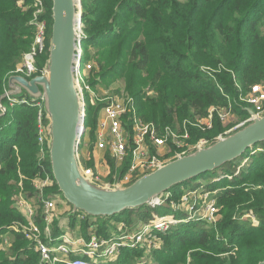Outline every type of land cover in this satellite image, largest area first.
Wrapping results in <instances>:
<instances>
[{
	"label": "trees",
	"instance_id": "1",
	"mask_svg": "<svg viewBox=\"0 0 264 264\" xmlns=\"http://www.w3.org/2000/svg\"><path fill=\"white\" fill-rule=\"evenodd\" d=\"M46 5V51L38 57L39 71L34 77L43 74L49 58L52 1L46 0ZM82 5L85 43L100 50L99 64L91 74L98 71H102L104 77L113 73L127 74V89L138 100L139 96L144 97L138 86L146 80L141 82L137 73L157 68L151 81L157 97H150L141 107V111L146 107L149 113H143L145 119L150 120L160 112L163 122L158 125L165 127L169 126L168 117L176 114L180 107H184L181 111L192 118L197 115L205 117L211 108L228 107L230 101L236 112L249 116L239 107L242 102L240 89L247 91L251 85L264 80V0H82ZM33 17V0H0V97L5 93L7 80L14 74L24 49L31 48L34 43ZM30 38L32 42L27 41ZM102 40L108 41L101 45ZM4 103L8 112L0 117V237L12 231L10 228L14 225L27 224L16 206L17 190H21L19 183L23 177L24 190L39 195L34 190V180L40 173L38 108L12 105L8 100ZM98 116L99 112L95 122ZM218 120L216 117V136L223 131ZM85 123L87 125V117ZM46 124H49L47 117ZM191 135L190 141L195 143L202 132L191 129ZM45 165L52 176L49 156ZM127 166L126 163L121 174ZM262 176L264 153L254 160L249 173L235 186L246 182L263 184ZM202 177L171 192L178 198L182 188ZM253 195L252 206L259 214V229L251 228L247 220L234 219L237 206H242L243 212L251 208L247 204ZM60 196L56 183L46 191L47 199ZM40 206L42 213L36 216V222L45 226L44 204ZM148 208L128 210L112 218H89L85 222L78 216H70L63 227L65 230L81 226L88 229L91 221L99 225L114 220L128 221L133 212L140 213ZM219 208L223 217L217 220L216 226L209 223L195 227L184 225L170 232L177 239L156 255V264H258L263 261L262 193L230 190L222 196ZM78 229L76 233L80 235ZM60 230L56 224L55 237L60 235ZM93 231L97 232L96 227ZM15 239L17 244L9 247L12 256L0 248V264H41L40 254L24 234L16 233ZM224 240L229 243L225 244ZM238 241L242 244L236 250L234 246ZM190 244L196 245L197 249L187 256L182 249ZM137 253L122 251L121 258L129 259Z\"/></svg>",
	"mask_w": 264,
	"mask_h": 264
},
{
	"label": "water",
	"instance_id": "2",
	"mask_svg": "<svg viewBox=\"0 0 264 264\" xmlns=\"http://www.w3.org/2000/svg\"><path fill=\"white\" fill-rule=\"evenodd\" d=\"M51 1L52 35L43 74L32 79L11 75L6 91L0 97V117L8 112L6 100L28 98L43 104L49 123L51 172L59 193L71 206L70 216L85 215L97 220L152 207L174 188L215 173L264 143V115H257L252 108L240 105L250 120L210 145L181 155L128 186H123L120 181L115 186L94 182L84 173L78 155L86 131L85 108L75 75L80 36L78 13L82 0ZM258 264H264V260Z\"/></svg>",
	"mask_w": 264,
	"mask_h": 264
},
{
	"label": "built area",
	"instance_id": "3",
	"mask_svg": "<svg viewBox=\"0 0 264 264\" xmlns=\"http://www.w3.org/2000/svg\"><path fill=\"white\" fill-rule=\"evenodd\" d=\"M33 9L34 17L31 23L36 28L34 43L30 50L24 55L21 65L14 71L15 75H22L28 79L34 77V75L38 73L37 60L38 57L46 51L47 41V21L44 18L47 12L46 0H33ZM78 15L80 36L77 40L78 51L75 64V75L77 87L84 103V108L89 100L94 101V99L98 98L99 100H102L104 116L101 121V130L97 134L98 146L101 150L107 149L110 152L109 154L112 155L117 162L123 164L125 162V164L127 163L128 165L127 172L125 174H119L117 180L108 185L115 186L116 183L120 181L123 186H128L142 175L157 170L160 166L166 164L161 162V159L158 156V153L163 150L167 154L170 150L174 148H182L185 145L186 147L188 146V151L191 152L200 146L210 145V142L207 144L204 140H200L197 143H194V145L188 144L192 138L189 126H187L186 129L185 126H182L181 131L178 132L170 126L162 127L156 123H146L139 117L133 99L121 100L112 96L100 99V96L93 91L92 84L90 83L93 63L88 57L84 62L85 53L83 48L87 37L84 32L83 22H81L83 15L82 4L79 6ZM240 100L245 102L248 107L252 108L257 115H264V80L260 83L251 85L246 92L241 94ZM10 102L12 105L23 104L38 108L37 126L38 141L40 144L39 155H41V157L39 160L40 173L34 180V186L39 190L38 193L43 197L44 191L42 190L55 184L54 178H52L45 165V161L49 156V134L43 104L31 102L28 98L16 101L11 100ZM232 112L233 104L232 101H230L228 107H213L210 109L207 116L199 118L207 119L209 122V120L213 121V118L217 115L225 120ZM249 120L250 117L244 122V124ZM202 124L203 123H197L196 120L191 122L190 126L199 130ZM207 124L208 126L212 125V123ZM179 156L181 155H178L177 157ZM84 173L87 176H91L94 182L101 185L98 178L91 170H84ZM173 196V192L165 194L161 201L152 207L165 205ZM211 197L213 201L205 203L202 207H199V203L194 201V206L191 212H198L201 220H204L209 224H215L218 220L217 214L219 205L216 201V195L213 194ZM44 199L43 215L47 226L46 231L44 232L47 236V240L42 238L41 233V235L37 234L39 229L36 226V208L22 195H19L16 199V206L27 221V224H25L27 227L22 226V229L18 232L24 234V236L32 242L35 251L41 256V264H103L114 255L121 254V251L124 248L142 246L145 243L144 240L147 238L149 242L155 240L154 237L147 235V233L153 228L152 226L144 227L142 229H140L141 227L138 228V231H136L133 236L124 235V230L120 228L121 232L119 236H114L112 239L108 240L97 237L91 238L90 236L94 233V227H90V236L86 238L81 234V236L78 235L76 231L71 232L72 234H70V230H65L57 239L61 244L53 246V241L56 238H54L51 231L54 223L59 219L57 214L62 200H60V197H53L47 200ZM188 199L189 198L183 197L181 206H184ZM78 219L84 221L89 218L85 215H78ZM168 221L169 222L167 223L161 221H159L160 223L157 222L161 224L157 227L163 230L164 225H167L166 228H168L175 220L169 218ZM120 227H124L126 230L125 225ZM78 231L80 230L78 229ZM7 247H10L9 244L4 243L1 249L5 250Z\"/></svg>",
	"mask_w": 264,
	"mask_h": 264
},
{
	"label": "rangeland",
	"instance_id": "4",
	"mask_svg": "<svg viewBox=\"0 0 264 264\" xmlns=\"http://www.w3.org/2000/svg\"><path fill=\"white\" fill-rule=\"evenodd\" d=\"M101 9L103 6L100 7ZM82 11H83V5H82ZM84 25V24H83ZM86 34V33H85ZM27 41H33L32 38ZM108 40H102L100 41L101 45H104ZM29 48H25L21 56L19 57V62L16 66L18 68L22 61L24 55L29 51ZM84 62L86 61V58L89 56V59L93 63V68H96L97 65L99 64V58H100V50L96 49L92 46H87V44H84ZM107 69V68H105ZM157 71V68H151L148 70H142L137 73L138 77L140 78V81H144L143 84H140L138 86V89L140 91H143L144 97L139 96L140 98L136 100L132 95H130L128 89H127V82L129 79V76L125 73H113L110 74L108 77H104L103 72L94 73L91 75L90 83L92 84L93 91L97 93L100 96V99H104L108 96L116 97L121 100H126V99H133L135 102V108L137 109L138 115L141 118V120L145 121L146 123H156L162 124L163 120L161 118L160 112L156 116H152L151 119L153 120H147L143 117V113L145 115H149L146 107L141 111L142 105H145V101L149 99L150 97H157V92L156 89L152 87L151 81L152 77L155 76V72ZM162 83V82H161ZM239 87V86H238ZM241 94L246 92L243 89H240ZM172 102L169 101V104ZM242 106L248 107V105L245 102H240ZM184 107H180L177 109V113L169 116L168 117V122L169 126L174 128L176 131H181V127L185 126V129L187 126H189V131L191 129L193 131L196 130V128L191 127L190 123L194 122L197 120V123H203L202 126L200 127L199 131L202 132V135L200 137V140H204L207 142V144L210 142L213 143L217 138L220 136H225L236 129H238L241 125L244 124V122L249 119V116H245L242 114L240 111L236 112L233 108V112L231 115L223 120L220 118V116L217 117L220 121V125L223 128L222 134L219 136H216V117L213 118V121L207 119H201L199 118L200 116H195L192 118L189 114L182 112L181 110ZM89 111V113H88ZM99 112V116L97 118V122H95L96 118V113ZM191 113H193V110H191ZM103 102L102 100L94 99V101L89 100L87 101L85 105V121L87 117V125L85 123L86 131L82 137L81 143H80V148H79V159L80 163L82 165V168L84 170H91L96 177L99 180V183L101 185H108L109 183H114L119 174H121L122 168L125 166L121 162H117V160L110 155L109 151L107 149L101 150L98 146V136L97 134L101 130V121L103 120ZM156 121V122H155ZM190 122V123H189ZM207 123H212L211 126H208ZM160 124V125H161ZM184 129V131H185ZM197 141V142H198ZM213 141V142H212ZM195 142V143H197ZM190 145H194L192 141H189ZM188 146L182 148H174L170 150L167 154L165 151H161L158 153L159 158L161 159V162L167 163L172 160H174L178 155H183L187 154L189 151ZM264 153V144H259L255 148H253L251 153H247L243 158L240 160L236 161L234 164L226 167L225 169H222L216 173L212 174H205L203 177L197 181L192 182V184L185 186L182 188L180 191L182 192L180 197H175L173 196L170 200L167 201L165 205L162 206H157V207H149L146 211L143 212H133L132 214L129 215L128 221H111L107 223L106 225L104 224H98L95 221H91V226L90 227H96L97 232H94L90 236V227L88 229L84 227H79V230L81 231V235H83L85 238L86 237H97V238H103L105 240L112 239L114 236L118 237L121 229L124 230L123 234L128 235V236H133L136 231H138V228L142 229L144 227H153L150 232L147 233V235H150L155 238L152 242H149L147 239H145V243L142 246H136V247H131V248H124L122 251H137L138 253L136 255L133 254L129 256V259H122V255L116 254L114 255L111 259L107 260L103 264H156L158 261V256L160 251H163L164 248H166V245H170L171 242L176 240L177 238L173 236L174 234H169L172 232L174 229H178L184 225H191L193 227L198 226V225H203L206 222L204 220H201L199 218V213H193L191 210L193 209L194 206V201L199 203V207H202L205 205V203H210L213 201L211 195H216V201L218 205L221 203L222 196L227 193L230 190L233 189H238V190H245L247 193H254L256 192H261L262 196L264 197V183L263 184H253V183H242L238 186H235V183L237 181H240L242 177L249 173L250 168L252 167V163L254 162L255 159L260 154ZM41 155H38V160H40ZM127 172V170L124 172V174ZM264 178V176H262ZM20 186V192L17 190V193L19 195H22L25 197V199L30 202L32 206L36 208L37 215L42 213V205L43 204V199L46 197V191L48 189H51V187L44 188L42 191H44V196L42 197L41 194L39 195H32L34 193L32 190L27 191L24 190V182H23V177L21 179V182L19 183ZM35 192L39 191L36 189L34 186ZM175 193L173 192V195ZM197 194V195H196ZM183 197L189 198L184 206H181V202L183 201ZM60 200L64 201V198L60 196ZM44 199V200H45ZM255 201V196L253 195L249 200L247 207H251L248 210L241 211L242 206H237L236 211L234 213V219H239V220H247L249 223V226L253 229H259V214L256 213V210L254 206ZM247 202V201H246ZM67 204V203H66ZM239 205V204H238ZM67 206H69L67 204ZM61 208L62 206L59 205ZM70 207V206H69ZM58 208V220L54 223L52 227V235L54 238H56L53 241V246L60 245L61 242L58 239L60 235H57L55 237V231L54 227L56 224H59L61 228V232L65 229L63 227V222L67 219V214L65 210H62ZM60 209V210H59ZM71 210V207L69 208ZM184 209V210H183ZM222 210V209H221ZM220 208L218 210V220L219 218H222V212ZM241 211V212H240ZM143 214V215H142ZM169 218L174 219V223L169 225L168 228L167 225H164V229L161 230L157 226L161 225L159 224L161 222H169ZM61 219V220H60ZM85 222V220H84ZM159 222V223H157ZM122 225L126 226V230L124 227H120ZM217 225V222L214 224V226ZM22 226H25V223H20L19 225H14L10 229L12 231H9V233H5L4 236L0 237V248L2 245L9 244V246L16 245V239H15V234L18 233L22 228ZM36 226L39 229V232L37 234H42V238L44 240H47V236L44 231H46V223L44 225L36 224ZM107 228V229H103ZM121 228V229H120ZM100 229H103L100 231ZM166 229V230H165ZM70 234L71 232H75L77 228L72 227L69 228ZM60 232V234H61ZM40 234V235H41ZM80 235V236H81ZM60 239V238H59ZM150 239V238H149ZM223 241V239H222ZM225 241V240H224ZM30 244L32 242L29 241ZM229 242L225 241V244H228ZM241 241H238L237 244H235V249L237 250L241 246ZM197 246L190 244L186 245L184 247L183 253H187V256H190V254L194 251H196ZM121 251V252H122ZM5 253L8 254V256H12L11 254L9 255V247H7L4 251ZM226 258V256H224Z\"/></svg>",
	"mask_w": 264,
	"mask_h": 264
},
{
	"label": "crops",
	"instance_id": "5",
	"mask_svg": "<svg viewBox=\"0 0 264 264\" xmlns=\"http://www.w3.org/2000/svg\"><path fill=\"white\" fill-rule=\"evenodd\" d=\"M67 204H68V203H67ZM67 204H66V202H63V201H62L61 204H60L62 207H61L60 209L67 211V212H66V214H67V218H69L72 209L70 210L69 208H70L71 206L68 204V205L70 206V207H69V206H67ZM60 220H61V219H60ZM66 220H67V219H66ZM66 220H65V221H66ZM65 221H62L63 224L65 223ZM65 229H66V228H65ZM65 229L61 232V234L64 233ZM77 229H78V228H77ZM80 234H81V231H80Z\"/></svg>",
	"mask_w": 264,
	"mask_h": 264
}]
</instances>
